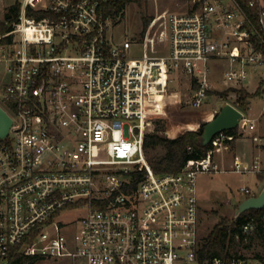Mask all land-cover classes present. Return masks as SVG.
Returning <instances> with one entry per match:
<instances>
[{
  "label": "built area",
  "instance_id": "2783aa9c",
  "mask_svg": "<svg viewBox=\"0 0 264 264\" xmlns=\"http://www.w3.org/2000/svg\"><path fill=\"white\" fill-rule=\"evenodd\" d=\"M6 1L0 66L9 79L0 85V106L13 122L0 138V264H19L20 256L23 264H264L200 259L197 177L223 172L216 155L229 149L231 134H217L206 157L178 173L155 174L144 146L176 78L191 91L192 109L210 92L250 91L256 78L264 113L261 0H248V9L238 0H196L169 15L162 56L149 54L148 40L110 41L106 6L118 0ZM215 63L225 66L223 84L234 87L215 83ZM219 98L222 108L242 112L241 134L255 130L233 95ZM256 170L258 161L246 170L236 157L225 172ZM80 210L79 221L60 217Z\"/></svg>",
  "mask_w": 264,
  "mask_h": 264
},
{
  "label": "rangeland",
  "instance_id": "374dc122",
  "mask_svg": "<svg viewBox=\"0 0 264 264\" xmlns=\"http://www.w3.org/2000/svg\"><path fill=\"white\" fill-rule=\"evenodd\" d=\"M196 0H150L148 14L153 17L149 24L144 38H142V23L140 13L135 3H129L124 14L117 20H112L109 29V39L113 44H119L123 39H135L141 42L150 41L149 54L162 56L169 53V42L167 38V18L174 13H185L189 11ZM264 5V0H261ZM15 0H7L6 6L13 5ZM154 26L151 28V25ZM134 55L142 54L141 48H135ZM214 80L220 89L234 87L232 84H223L222 74L225 66L215 63L213 65ZM5 68L0 66V85L8 81ZM257 79L250 82L248 91L251 95L256 93ZM224 92V91H217ZM215 93V91H214ZM213 93V94H214ZM169 102L164 112L160 114L163 118L158 125L153 123L148 127V132L158 131L162 136L175 137L185 129L200 131L202 126L207 124L221 111L223 101L220 96L211 95L206 104L200 109H192L189 104L188 91L185 80L176 78L168 89ZM250 108L254 118H257L256 128L252 132L241 134L237 132V140L230 142L227 151L218 152L216 160L219 161L220 173H203L197 177L198 198L200 204V237L205 238L213 228L223 219L233 220L238 205L245 199L258 196L264 183V118L258 119V114L263 108L262 101L258 96L251 99ZM253 118V119H254ZM156 120V119H155ZM154 120V122H155ZM258 137L255 142L253 137ZM231 153V154H230ZM238 157L244 168L249 170L254 162L258 161L260 172L257 170L245 174L235 173L230 170L235 158ZM258 175L262 177L259 180ZM248 189V191H244ZM85 210L60 214L66 220L79 221ZM249 216H247L248 218ZM244 239L238 238L232 232L228 245L233 255L254 258L257 255H264V240L257 228L250 227ZM34 264H63L52 262H39ZM182 264V263H178ZM190 264H198L196 262Z\"/></svg>",
  "mask_w": 264,
  "mask_h": 264
},
{
  "label": "trees",
  "instance_id": "16d2710c",
  "mask_svg": "<svg viewBox=\"0 0 264 264\" xmlns=\"http://www.w3.org/2000/svg\"><path fill=\"white\" fill-rule=\"evenodd\" d=\"M241 5L248 9V0H238ZM129 3H135L139 9L140 19L143 27L142 38H144L146 30L151 23L153 17L148 14L150 0H118L107 7V14L112 17L113 20L120 18ZM19 12V7H15V15ZM1 30H4L0 27ZM210 92V95H218L223 98H229L233 95L238 107L243 112H248L250 108V101L253 97L259 96L260 91H256L254 95H251L245 90L230 89L224 92ZM169 94L166 96V103H168ZM167 107V104H166ZM162 116L159 115L155 119L156 125L162 120ZM204 126L200 131L185 129L178 133L175 137L162 136L156 131L149 133L145 138V152L146 157L151 165L153 171L157 175L167 173H178L190 160H200L206 157L207 153L213 148L212 143L207 146L201 144V137L203 134ZM233 136L231 140L234 143L237 140L238 128L226 131ZM144 169L140 170V173L135 175L136 181L134 182V188L138 183L139 178L143 176ZM262 179V177H260ZM247 216H249L247 218ZM250 225L256 227L260 236L264 240V208L260 210H250L243 213L238 219L229 220L223 218L213 230L201 241L200 259L203 261L212 257H223L230 259L233 257H241L233 255L228 245V240L231 232L241 239L246 237L244 227ZM256 258H264V255H257ZM17 262L23 264V256L17 257ZM29 264H34L30 262Z\"/></svg>",
  "mask_w": 264,
  "mask_h": 264
},
{
  "label": "water",
  "instance_id": "95a60500",
  "mask_svg": "<svg viewBox=\"0 0 264 264\" xmlns=\"http://www.w3.org/2000/svg\"><path fill=\"white\" fill-rule=\"evenodd\" d=\"M242 112L231 104L225 105L221 111L204 126L201 137V144L203 146L209 145L213 138L223 132L238 128L240 120L242 119ZM12 119L7 112L0 106V138L8 135L12 126ZM264 208V188L258 196H252L243 200L237 207L235 212V220L243 213L250 210H260Z\"/></svg>",
  "mask_w": 264,
  "mask_h": 264
},
{
  "label": "crops",
  "instance_id": "0c3cea01",
  "mask_svg": "<svg viewBox=\"0 0 264 264\" xmlns=\"http://www.w3.org/2000/svg\"><path fill=\"white\" fill-rule=\"evenodd\" d=\"M250 104H251V102H250ZM251 111H252V109L249 108L248 114H249V116H250L251 118H254V117H253V114L251 113ZM259 118H264V113H263L262 110H261L260 113L258 114V119H259ZM254 119L257 121V118H254ZM258 141H259V140H258ZM230 154H231V153H230ZM217 162L219 163L218 160H217ZM231 166H232V165H231ZM260 177H261V176L258 175L259 180L261 179ZM263 188H264V183H263ZM263 188H262V189H263Z\"/></svg>",
  "mask_w": 264,
  "mask_h": 264
}]
</instances>
